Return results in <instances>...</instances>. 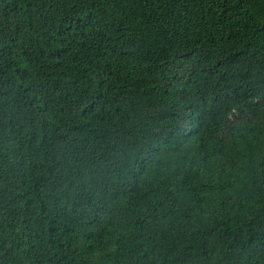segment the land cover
I'll list each match as a JSON object with an SVG mask.
<instances>
[{"label":"trees","instance_id":"16d2710c","mask_svg":"<svg viewBox=\"0 0 264 264\" xmlns=\"http://www.w3.org/2000/svg\"><path fill=\"white\" fill-rule=\"evenodd\" d=\"M0 264H264V0H0Z\"/></svg>","mask_w":264,"mask_h":264}]
</instances>
